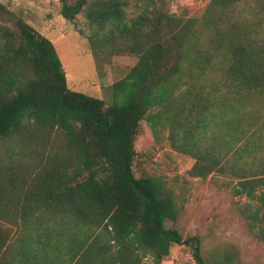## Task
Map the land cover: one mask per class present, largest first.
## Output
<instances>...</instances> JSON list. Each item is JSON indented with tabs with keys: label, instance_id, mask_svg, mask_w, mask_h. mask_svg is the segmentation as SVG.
I'll return each instance as SVG.
<instances>
[{
	"label": "trees",
	"instance_id": "16d2710c",
	"mask_svg": "<svg viewBox=\"0 0 264 264\" xmlns=\"http://www.w3.org/2000/svg\"><path fill=\"white\" fill-rule=\"evenodd\" d=\"M129 5L60 0L66 22L84 13L93 54L136 61L106 104L71 90L54 44L0 3V257L20 247V264L36 256L55 263L54 254L65 264H160L184 245L195 264H234L231 253L205 255L201 237L173 226L188 200L186 179L135 175L145 121L168 127L172 149L194 159L189 177H227L234 197L259 204L255 236L264 243V144L246 136L264 117L244 123V101L264 100V37L240 16L264 13V0H210L201 18L170 13L164 0H134L133 16ZM257 17L254 26L264 22ZM200 31L213 33L226 55L222 77L234 103L220 108L198 92L183 110L176 92L186 65L201 76L212 58L191 57ZM157 106L166 109L151 115Z\"/></svg>",
	"mask_w": 264,
	"mask_h": 264
},
{
	"label": "rangeland",
	"instance_id": "374dc122",
	"mask_svg": "<svg viewBox=\"0 0 264 264\" xmlns=\"http://www.w3.org/2000/svg\"><path fill=\"white\" fill-rule=\"evenodd\" d=\"M126 12L129 16L137 13L134 0H128ZM167 10L179 16L201 18L210 0H164ZM0 3L23 19L39 33L47 37L55 46L62 63L67 85L71 90L102 99L106 104L113 101L112 84L123 78L135 64V59L126 56H108L102 53L93 54L87 36L93 28L88 27V20L83 12L78 14L73 23H68L59 14L60 0H0ZM240 16L247 31L257 38L264 37V22L254 26L257 16L264 13L257 10H242ZM219 24L222 34L226 33L224 26ZM211 32H199L196 47L191 57L199 51L201 55L210 54L204 75L198 76L190 71L188 65L185 73L180 76L176 96L184 101V108L189 107V100L199 92L208 95L214 101V106L223 108L234 103L228 89V83L223 79L225 53L216 42ZM185 66V65H184ZM185 66V67H186ZM197 67L198 65H194ZM187 91L191 92L188 97ZM177 100V101H178ZM243 103V102H242ZM251 117H245L247 124L253 117H264V100L251 98L244 101ZM173 108V107H172ZM165 106H157L150 111L151 115L165 110ZM162 111V112H163ZM161 112V113H162ZM170 115L171 110L165 111ZM263 115V116H262ZM263 118L260 119L263 122ZM144 133L138 145V155L133 162V170L137 177L163 176L171 180L175 176L186 179L190 185L188 200L183 212L173 225L183 237L197 235L202 238L205 255L221 256L229 252L234 264H264V243L256 238V233L263 225V210L259 204L245 197H234L225 187V181L230 179L220 175H212L205 180L192 178L188 170L194 159L186 154L172 149L169 139V128L157 126L152 128L144 122ZM255 133L246 134L249 140L264 144V124L253 128ZM252 132V131H251ZM211 140L206 139L205 143ZM2 145L0 144V151ZM1 154V153H0ZM236 181H232L235 184ZM171 225V224H170ZM141 264H151L149 258ZM160 264H195L190 249L184 245H173L167 260Z\"/></svg>",
	"mask_w": 264,
	"mask_h": 264
},
{
	"label": "crops",
	"instance_id": "0c3cea01",
	"mask_svg": "<svg viewBox=\"0 0 264 264\" xmlns=\"http://www.w3.org/2000/svg\"><path fill=\"white\" fill-rule=\"evenodd\" d=\"M21 248L20 247H11V248H6L5 251H7L8 253L5 254V256L0 257V264H20L19 261H23L24 257H21L19 254V250ZM54 257L55 259V263H44V260L41 262V258L39 256L32 257L30 258L31 264H65L62 263L61 261L63 259H65V256L60 255V257H58V255H52L50 257V259H52ZM60 260V262H59ZM24 264H26V262H24ZM72 264V263H71Z\"/></svg>",
	"mask_w": 264,
	"mask_h": 264
}]
</instances>
